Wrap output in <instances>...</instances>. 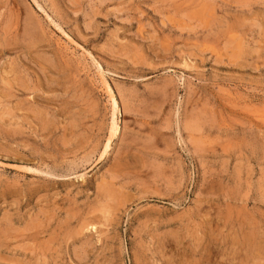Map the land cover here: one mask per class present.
I'll list each match as a JSON object with an SVG mask.
<instances>
[{"label":"rangeland","instance_id":"1","mask_svg":"<svg viewBox=\"0 0 264 264\" xmlns=\"http://www.w3.org/2000/svg\"><path fill=\"white\" fill-rule=\"evenodd\" d=\"M0 71V264H264V0H0Z\"/></svg>","mask_w":264,"mask_h":264},{"label":"bare ground","instance_id":"2","mask_svg":"<svg viewBox=\"0 0 264 264\" xmlns=\"http://www.w3.org/2000/svg\"><path fill=\"white\" fill-rule=\"evenodd\" d=\"M240 1V0H239ZM226 42V41H225ZM165 45V44H164ZM167 45V44H166ZM227 45H228V43H227ZM161 46V49L163 50V51H168V52H170L171 50H170V47H164V46H162V45H160ZM161 51V50H160ZM135 62V61H134ZM1 72V71H0ZM6 80V79H5ZM123 98V97H122ZM116 102H115V100L114 99H112V116H113V120L111 121V123H110V126H109V136H108V138H107V142H106V144H105V147H104V150H103V152H106L107 151V148L109 147V142H110V140H111V138H113L115 135H116V133H117V124H116V121H115V118H114V112H115V110H116ZM126 110V109H125ZM128 112V111H127ZM142 119V118H141ZM41 120V119H40ZM187 122V121H186ZM47 123V122H46ZM104 146V145H103ZM102 154V153H101ZM26 231V230H25ZM17 260V259H16Z\"/></svg>","mask_w":264,"mask_h":264}]
</instances>
